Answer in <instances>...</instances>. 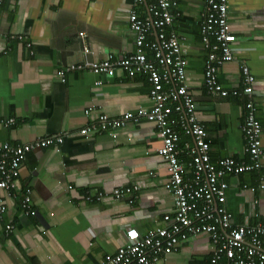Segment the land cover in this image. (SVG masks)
Masks as SVG:
<instances>
[{
    "label": "crops",
    "instance_id": "obj_1",
    "mask_svg": "<svg viewBox=\"0 0 264 264\" xmlns=\"http://www.w3.org/2000/svg\"><path fill=\"white\" fill-rule=\"evenodd\" d=\"M173 1L180 16L170 29L180 38L188 62L185 85L210 141V159L246 160L243 99L212 95L204 86L207 49L200 35L204 0ZM129 4V0H0V140L18 145L48 135L64 137L56 147L28 153L14 187L4 196L0 264L99 263L123 243L127 229L144 234L164 228L168 225L164 216L173 215L174 197L165 188L168 175L157 153L161 140L154 123L135 119L138 110L150 109L147 77H130L117 69L108 83L96 87L89 73L70 70L107 55L113 62L132 55ZM138 13L146 15L143 7ZM227 18L236 37V60L219 67L217 81L225 90L240 89L241 67L247 66L254 77L256 118L264 125V0H228ZM80 33L88 53L82 51ZM59 70L65 71L64 82L57 76ZM125 113L133 118L123 119ZM86 127L93 132L83 136L80 131ZM185 144L192 145L193 139L181 133L179 160L187 164ZM224 181L232 225L264 224L259 177L244 173ZM133 186L138 190L131 195L111 197L116 187ZM26 189L31 190L27 214L21 207ZM97 192L108 197L97 202L93 198ZM7 224L14 227L10 234L5 232ZM211 254V240L198 234L155 264H209Z\"/></svg>",
    "mask_w": 264,
    "mask_h": 264
},
{
    "label": "built area",
    "instance_id": "obj_2",
    "mask_svg": "<svg viewBox=\"0 0 264 264\" xmlns=\"http://www.w3.org/2000/svg\"><path fill=\"white\" fill-rule=\"evenodd\" d=\"M128 22L134 34V52L119 61L112 56L84 65L71 66L70 70H84L95 78L94 85L108 83L117 69L130 77L142 74L150 83V109L137 111L135 119L145 118L154 123L161 140L158 156L164 164L168 179L165 188L174 197L173 215H165L168 225L141 234L135 228L125 231L123 243L113 254L106 255L95 264H155L162 257L176 251L181 242L190 236L203 234L212 243L209 264H264V224L255 226L232 225V215L225 208L226 176L255 173L259 188H264L262 159L264 157V125L256 118L252 101L254 77L247 66L241 67L243 85L240 89L225 90L217 81L219 67L236 60L233 44L236 37L228 23V0H204L200 25L201 45L207 49L204 63V86L209 94L244 99V117L241 132L244 138L245 158H220L211 161L210 141L206 139L204 126L196 117V104L185 85L187 59L181 51V40L171 30L180 16L173 0H129ZM146 15H140L142 8ZM154 34V38H152ZM83 53H88L84 34L80 33ZM153 39V40H152ZM118 67V68H117ZM57 76L65 81V71ZM85 115H89L86 110ZM125 120L133 118L125 113ZM106 122V117H101ZM9 119L7 123H11ZM107 123H104V126ZM116 122L115 125H119ZM91 127L81 129L88 136ZM190 135L193 144L184 146L188 163L179 160L180 134ZM63 134L37 138L33 143L12 145L0 140V219L6 211L4 196L9 195L18 178L21 165L28 153L35 149L56 147L63 142ZM138 187H116L111 197L120 199L137 191ZM254 191V188H250ZM30 189H26L21 207L28 213L31 207ZM108 197L106 192L93 195L99 202ZM91 201V196L86 197ZM13 225L5 226L6 234Z\"/></svg>",
    "mask_w": 264,
    "mask_h": 264
},
{
    "label": "trees",
    "instance_id": "obj_3",
    "mask_svg": "<svg viewBox=\"0 0 264 264\" xmlns=\"http://www.w3.org/2000/svg\"><path fill=\"white\" fill-rule=\"evenodd\" d=\"M243 101H244V99H243Z\"/></svg>",
    "mask_w": 264,
    "mask_h": 264
}]
</instances>
